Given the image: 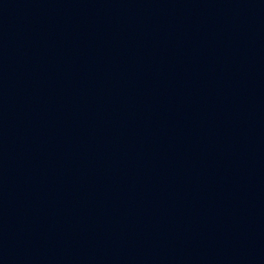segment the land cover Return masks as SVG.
Here are the masks:
<instances>
[{
	"label": "water",
	"instance_id": "95a60500",
	"mask_svg": "<svg viewBox=\"0 0 264 264\" xmlns=\"http://www.w3.org/2000/svg\"><path fill=\"white\" fill-rule=\"evenodd\" d=\"M0 264H264V0H0Z\"/></svg>",
	"mask_w": 264,
	"mask_h": 264
}]
</instances>
